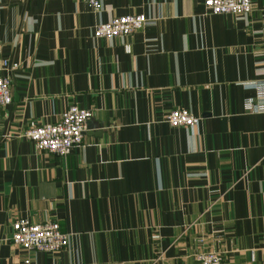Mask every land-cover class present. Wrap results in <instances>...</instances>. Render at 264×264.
I'll list each match as a JSON object with an SVG mask.
<instances>
[{
	"label": "crops",
	"instance_id": "1",
	"mask_svg": "<svg viewBox=\"0 0 264 264\" xmlns=\"http://www.w3.org/2000/svg\"><path fill=\"white\" fill-rule=\"evenodd\" d=\"M151 21L94 35L113 17ZM5 61L8 63L4 65ZM0 264H193L217 252L264 264V0L211 14L204 0H0ZM73 104L92 111L69 155L22 136ZM200 119L191 129L174 109ZM53 220L71 235L57 253L12 241V223Z\"/></svg>",
	"mask_w": 264,
	"mask_h": 264
},
{
	"label": "built area",
	"instance_id": "2",
	"mask_svg": "<svg viewBox=\"0 0 264 264\" xmlns=\"http://www.w3.org/2000/svg\"><path fill=\"white\" fill-rule=\"evenodd\" d=\"M95 11H101L103 0H84ZM206 11L211 14H248L252 10V0H204ZM151 19L145 14H129L116 16L107 22L99 23L94 29L97 38L123 37L141 30L150 23ZM5 66L8 63L5 61ZM257 91V101L251 99L246 107L251 111L264 109V81L253 83ZM12 83L9 77L0 76V108L12 102ZM92 111L76 104L71 105L54 123L39 124L31 122L22 136L34 142L39 151L69 155L72 150L83 143L88 121ZM174 127L184 126L195 128L200 119L187 109H174L166 117ZM12 241L23 247L29 253L48 252L57 253L67 248L71 242V235L61 229L60 223L53 220L32 222L27 218H18L12 223ZM22 264H33L27 256ZM193 264H233L217 252H204L196 256Z\"/></svg>",
	"mask_w": 264,
	"mask_h": 264
}]
</instances>
